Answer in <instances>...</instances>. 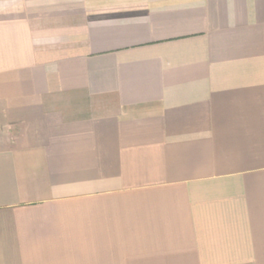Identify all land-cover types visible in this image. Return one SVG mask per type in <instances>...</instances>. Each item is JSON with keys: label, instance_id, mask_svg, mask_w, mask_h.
Segmentation results:
<instances>
[{"label": "crops", "instance_id": "crops-1", "mask_svg": "<svg viewBox=\"0 0 264 264\" xmlns=\"http://www.w3.org/2000/svg\"><path fill=\"white\" fill-rule=\"evenodd\" d=\"M0 264H264V0H0Z\"/></svg>", "mask_w": 264, "mask_h": 264}]
</instances>
